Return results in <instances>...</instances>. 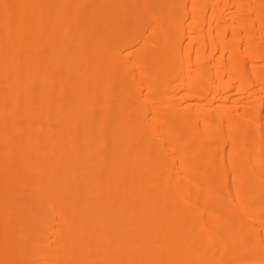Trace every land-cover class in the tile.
<instances>
[{
  "label": "bare ground",
  "instance_id": "6f19581e",
  "mask_svg": "<svg viewBox=\"0 0 264 264\" xmlns=\"http://www.w3.org/2000/svg\"><path fill=\"white\" fill-rule=\"evenodd\" d=\"M0 264H264V0H0Z\"/></svg>",
  "mask_w": 264,
  "mask_h": 264
}]
</instances>
